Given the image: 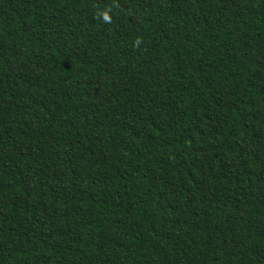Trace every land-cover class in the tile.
Segmentation results:
<instances>
[{"label":"trees","instance_id":"1","mask_svg":"<svg viewBox=\"0 0 264 264\" xmlns=\"http://www.w3.org/2000/svg\"><path fill=\"white\" fill-rule=\"evenodd\" d=\"M0 264H264V0H0Z\"/></svg>","mask_w":264,"mask_h":264},{"label":"clouds","instance_id":"2","mask_svg":"<svg viewBox=\"0 0 264 264\" xmlns=\"http://www.w3.org/2000/svg\"><path fill=\"white\" fill-rule=\"evenodd\" d=\"M108 19V17H107V15H105V20H107Z\"/></svg>","mask_w":264,"mask_h":264}]
</instances>
